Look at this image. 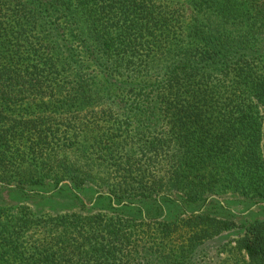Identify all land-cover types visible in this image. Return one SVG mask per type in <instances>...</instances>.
Returning <instances> with one entry per match:
<instances>
[{"label": "trees", "instance_id": "obj_1", "mask_svg": "<svg viewBox=\"0 0 264 264\" xmlns=\"http://www.w3.org/2000/svg\"><path fill=\"white\" fill-rule=\"evenodd\" d=\"M185 1L0 0V180L108 190L0 206V264H264V211L208 201L264 202V0Z\"/></svg>", "mask_w": 264, "mask_h": 264}, {"label": "rangeland", "instance_id": "obj_2", "mask_svg": "<svg viewBox=\"0 0 264 264\" xmlns=\"http://www.w3.org/2000/svg\"><path fill=\"white\" fill-rule=\"evenodd\" d=\"M160 2L170 1L173 7H181L186 10V1L185 0H158ZM187 20V19H186ZM58 96V95H57ZM57 98V97H56ZM264 110V109H263ZM264 114V111L262 112ZM48 117H53V121L62 122L66 114L59 113L52 109L48 113ZM58 139H54L52 143L54 146H58ZM264 150V145H263ZM20 184L15 182H6L0 180V206L13 208L17 210L21 206H27L33 212L37 214H44L45 216L56 215L60 213H68L79 211L78 205L83 201L87 209L96 208L97 210L107 209V205L104 202L98 201H108L105 196L108 194L106 188L98 187L95 183H87L82 186H76L74 182L69 179L62 180L58 185L55 184L52 180L47 179L44 183H25L22 187L17 188ZM175 200L180 201L178 197L182 196L181 191H176L173 193ZM160 196H158L159 198ZM160 200V198L158 199ZM221 201L223 204L229 205L233 212L236 213L235 219L240 221L245 218L253 217L254 215H261L264 211V202H261L257 205H254L250 210L242 211L243 204L240 201L244 200L240 194L234 192H228L224 194H211L208 198V201ZM128 201H139L131 202L132 205L127 210V215L134 216L138 212V208L141 207L143 210L144 216H160L161 218H170L175 217L176 215L181 214V210L173 205H168L169 208H165L164 213H161V210L156 203L155 198H149L147 201H141V199H134ZM98 202V203H97ZM228 205V206H229ZM211 207L214 205H210ZM210 208V207H209ZM214 210L218 211V206H214ZM83 210L84 213L90 210ZM94 209V210H96ZM253 211L249 215V213ZM95 212V211H93ZM133 212L135 214H133ZM34 234L32 238L41 237L43 235L42 228H39L37 231H30L29 235ZM235 236L231 234L230 237ZM228 237H226L227 239Z\"/></svg>", "mask_w": 264, "mask_h": 264}, {"label": "water", "instance_id": "obj_3", "mask_svg": "<svg viewBox=\"0 0 264 264\" xmlns=\"http://www.w3.org/2000/svg\"><path fill=\"white\" fill-rule=\"evenodd\" d=\"M115 205H117V204H115Z\"/></svg>", "mask_w": 264, "mask_h": 264}]
</instances>
